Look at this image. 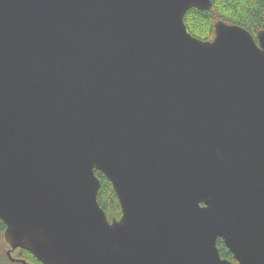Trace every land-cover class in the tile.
I'll return each instance as SVG.
<instances>
[{
	"label": "water",
	"instance_id": "1",
	"mask_svg": "<svg viewBox=\"0 0 264 264\" xmlns=\"http://www.w3.org/2000/svg\"><path fill=\"white\" fill-rule=\"evenodd\" d=\"M212 0H0V219L44 264H264V29ZM96 170L122 215L98 202ZM218 238L237 262L221 256Z\"/></svg>",
	"mask_w": 264,
	"mask_h": 264
},
{
	"label": "trees",
	"instance_id": "2",
	"mask_svg": "<svg viewBox=\"0 0 264 264\" xmlns=\"http://www.w3.org/2000/svg\"><path fill=\"white\" fill-rule=\"evenodd\" d=\"M212 2L213 7L209 10H200L194 7L185 14L186 24L193 35L202 39H212L215 36L214 24L218 19L239 24L248 29L255 37H257L259 30L264 29V0H212ZM201 24H204V26L199 29L198 26ZM96 175L101 181L97 197L99 204L110 219L121 217L120 201L111 181L100 170H96ZM5 228V222L0 219V234L4 233ZM217 245L222 257L235 262L233 253L225 245L222 238H218ZM16 252V257L24 258L31 264H44L26 249L17 248ZM7 257L9 261L23 264L13 261L9 256ZM0 261L6 264L3 262L2 257H0Z\"/></svg>",
	"mask_w": 264,
	"mask_h": 264
},
{
	"label": "rangeland",
	"instance_id": "3",
	"mask_svg": "<svg viewBox=\"0 0 264 264\" xmlns=\"http://www.w3.org/2000/svg\"><path fill=\"white\" fill-rule=\"evenodd\" d=\"M197 23V22H196ZM195 24V23H194ZM204 24H201L199 29L203 28ZM9 248V245L5 242L4 236L3 234H0V257H2L3 262H5L6 264H19V263H15L12 261H9L8 259V254H7V249ZM16 251L13 253L14 256H16ZM0 264H3L0 261Z\"/></svg>",
	"mask_w": 264,
	"mask_h": 264
},
{
	"label": "flooded vegetation",
	"instance_id": "4",
	"mask_svg": "<svg viewBox=\"0 0 264 264\" xmlns=\"http://www.w3.org/2000/svg\"><path fill=\"white\" fill-rule=\"evenodd\" d=\"M15 251H16V250H15ZM15 251H14V252H15ZM235 262H237V261L235 260Z\"/></svg>",
	"mask_w": 264,
	"mask_h": 264
}]
</instances>
